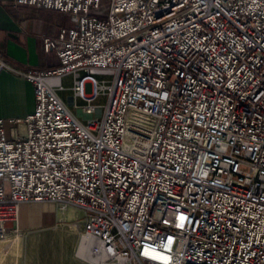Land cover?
<instances>
[{
  "label": "built area",
  "instance_id": "obj_1",
  "mask_svg": "<svg viewBox=\"0 0 264 264\" xmlns=\"http://www.w3.org/2000/svg\"><path fill=\"white\" fill-rule=\"evenodd\" d=\"M14 2L72 25L41 37L55 68L0 57L36 100L0 118V238L48 201L101 264H264V0Z\"/></svg>",
  "mask_w": 264,
  "mask_h": 264
},
{
  "label": "crops",
  "instance_id": "obj_2",
  "mask_svg": "<svg viewBox=\"0 0 264 264\" xmlns=\"http://www.w3.org/2000/svg\"><path fill=\"white\" fill-rule=\"evenodd\" d=\"M58 14L62 13L55 10L36 9L29 5H17L14 0H0V57L10 65L24 70L55 68L59 64L58 57L43 50L41 37L57 34L62 27L57 26ZM66 91L69 92L68 96L62 98L61 92L59 96L65 101L70 112L84 122V116L73 106L72 91ZM75 101L77 105H83L81 100ZM99 101H95L94 104L100 103ZM35 104L34 87L28 80L14 72L0 71V118L3 119V128L7 134L12 126L9 121L24 119L33 111ZM30 206L33 205L29 203V205L20 206L21 224L32 218L40 226L54 225L59 222L56 206L53 208V206L45 205V208L34 216L28 213Z\"/></svg>",
  "mask_w": 264,
  "mask_h": 264
},
{
  "label": "rangeland",
  "instance_id": "obj_3",
  "mask_svg": "<svg viewBox=\"0 0 264 264\" xmlns=\"http://www.w3.org/2000/svg\"><path fill=\"white\" fill-rule=\"evenodd\" d=\"M70 25H72L70 13L58 14L57 26L68 27ZM62 82L66 87H70L71 81L69 77H64ZM91 90V86L88 84L86 86V92L89 93ZM68 95V91L60 93L62 98H65ZM103 100L104 98L100 97V101ZM29 203L33 205L28 209V213L31 216L38 214L40 210L45 208V205L53 206V208L56 206L55 209L60 220L54 225L40 226L37 225L36 220H33L34 218L30 219V221L27 220L22 224L18 218L20 224H18L19 231L16 233L10 231L7 233L9 235L3 237L5 239H10L19 236L21 239V252L17 257L16 264H94L93 262L77 255L80 239L86 234L82 231L81 223L75 221L72 222V219L79 215L78 210H76L75 207L70 206L66 210L58 211L59 207L56 203ZM29 203L26 204L29 205ZM6 226L11 228L12 223L8 222ZM1 239L2 237L0 238V241ZM134 264L136 263L134 262Z\"/></svg>",
  "mask_w": 264,
  "mask_h": 264
},
{
  "label": "bare ground",
  "instance_id": "obj_4",
  "mask_svg": "<svg viewBox=\"0 0 264 264\" xmlns=\"http://www.w3.org/2000/svg\"><path fill=\"white\" fill-rule=\"evenodd\" d=\"M44 202H48V201H44ZM44 202H39V203H44ZM78 213L80 215L79 210ZM5 236L6 235H4L3 237ZM3 237L0 241V264H16L17 257L21 252V245H22L21 239L19 236L10 239H5ZM78 247L79 248L77 251V255L79 257H83L86 260L93 262L94 264L103 263V257L97 251L98 246H96L94 240L90 236L88 235L82 236Z\"/></svg>",
  "mask_w": 264,
  "mask_h": 264
}]
</instances>
